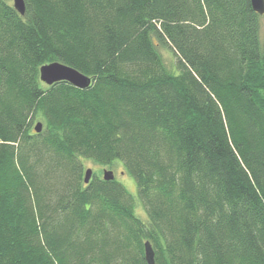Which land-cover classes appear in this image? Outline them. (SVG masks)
<instances>
[{"label":"trees","instance_id":"trees-1","mask_svg":"<svg viewBox=\"0 0 264 264\" xmlns=\"http://www.w3.org/2000/svg\"><path fill=\"white\" fill-rule=\"evenodd\" d=\"M25 4L0 0V264H148L146 242L155 264H264L251 0ZM54 62L92 84L45 85ZM84 160L120 162L137 196L116 178L85 184Z\"/></svg>","mask_w":264,"mask_h":264},{"label":"water","instance_id":"water-1","mask_svg":"<svg viewBox=\"0 0 264 264\" xmlns=\"http://www.w3.org/2000/svg\"><path fill=\"white\" fill-rule=\"evenodd\" d=\"M252 7L256 13L263 16L264 15V0H251ZM14 8L24 16L26 13V4L25 0H13ZM40 80L47 86H52L55 83L66 81L71 85L80 88L86 89L92 84V79L77 69L61 63L54 62L47 65H44L40 69ZM43 129L42 123H37L35 130L37 133H40ZM93 178V170L87 169L85 171V184H89ZM116 176L112 170L105 169L103 171V179L105 181H113ZM145 258L148 264H155V252L150 242L145 244Z\"/></svg>","mask_w":264,"mask_h":264},{"label":"rangeland","instance_id":"rangeland-1","mask_svg":"<svg viewBox=\"0 0 264 264\" xmlns=\"http://www.w3.org/2000/svg\"><path fill=\"white\" fill-rule=\"evenodd\" d=\"M7 2L13 4V0H6ZM263 26V30H264V24H262ZM165 61L168 65V67H170L171 69L175 68V56L173 55V52L170 51L167 48H160ZM176 73L178 72L177 70L175 71ZM84 169L85 171L87 169H92L94 171L95 175H98L100 177H103V171L105 169L107 170H112L115 173L116 179L121 182L127 189L128 191L134 195L135 197L137 196V186H136V182L135 180L130 177L123 169V167L121 166V163L118 162V165H114V166H100V165H96L93 164L91 161L89 160H84ZM137 213L143 218L146 219V213L144 210L143 205L141 204V202L139 200H137Z\"/></svg>","mask_w":264,"mask_h":264}]
</instances>
